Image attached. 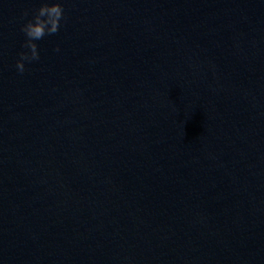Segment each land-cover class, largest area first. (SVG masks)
<instances>
[{"label": "clouds", "instance_id": "9594fccd", "mask_svg": "<svg viewBox=\"0 0 264 264\" xmlns=\"http://www.w3.org/2000/svg\"><path fill=\"white\" fill-rule=\"evenodd\" d=\"M28 13H25L27 16ZM64 19V9L59 0L54 2H43L41 6L35 10L32 19L22 25L21 31L26 39L23 47L27 51L20 53V58L16 62V69L19 73L25 71V61L32 62L39 60L38 46L35 41L41 40L45 35H52L59 31L61 21ZM56 51H59L57 47Z\"/></svg>", "mask_w": 264, "mask_h": 264}]
</instances>
